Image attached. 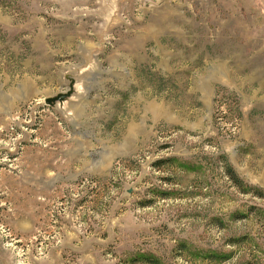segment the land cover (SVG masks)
Returning <instances> with one entry per match:
<instances>
[{"label":"rangeland","instance_id":"374dc122","mask_svg":"<svg viewBox=\"0 0 264 264\" xmlns=\"http://www.w3.org/2000/svg\"><path fill=\"white\" fill-rule=\"evenodd\" d=\"M142 257L264 264V0H0V264Z\"/></svg>","mask_w":264,"mask_h":264},{"label":"water","instance_id":"95a60500","mask_svg":"<svg viewBox=\"0 0 264 264\" xmlns=\"http://www.w3.org/2000/svg\"><path fill=\"white\" fill-rule=\"evenodd\" d=\"M70 84L69 89L66 92L58 93L56 96L49 97L45 99V104L49 106H55L58 103L64 104L68 101L75 92L76 80L73 78H69Z\"/></svg>","mask_w":264,"mask_h":264},{"label":"trees","instance_id":"16d2710c","mask_svg":"<svg viewBox=\"0 0 264 264\" xmlns=\"http://www.w3.org/2000/svg\"><path fill=\"white\" fill-rule=\"evenodd\" d=\"M240 114V113H239ZM226 174L227 176L234 182V184L241 188L244 192H246L244 189H243V182L242 180L240 179V177L238 176L237 172L235 171V169L229 164L226 165ZM143 261H146L147 263L149 264H159L157 260L155 259H151L149 257H142Z\"/></svg>","mask_w":264,"mask_h":264}]
</instances>
